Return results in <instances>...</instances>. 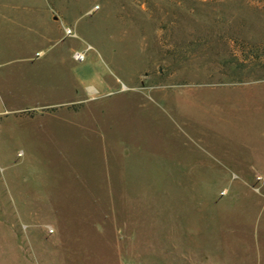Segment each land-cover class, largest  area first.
<instances>
[{"label": "rangeland", "instance_id": "1", "mask_svg": "<svg viewBox=\"0 0 264 264\" xmlns=\"http://www.w3.org/2000/svg\"><path fill=\"white\" fill-rule=\"evenodd\" d=\"M0 264H264V0H0Z\"/></svg>", "mask_w": 264, "mask_h": 264}, {"label": "built area", "instance_id": "2", "mask_svg": "<svg viewBox=\"0 0 264 264\" xmlns=\"http://www.w3.org/2000/svg\"><path fill=\"white\" fill-rule=\"evenodd\" d=\"M71 56H72V59L77 62H80L83 60V52L81 51H74Z\"/></svg>", "mask_w": 264, "mask_h": 264}]
</instances>
